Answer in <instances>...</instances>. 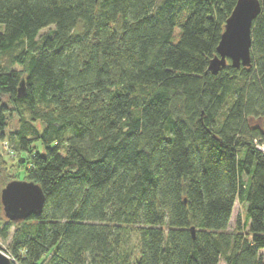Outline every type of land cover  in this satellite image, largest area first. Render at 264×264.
Segmentation results:
<instances>
[{
	"label": "trees",
	"instance_id": "obj_1",
	"mask_svg": "<svg viewBox=\"0 0 264 264\" xmlns=\"http://www.w3.org/2000/svg\"><path fill=\"white\" fill-rule=\"evenodd\" d=\"M259 1L251 66L214 75L238 0H0V141L45 194L19 224L0 199L12 264H264Z\"/></svg>",
	"mask_w": 264,
	"mask_h": 264
},
{
	"label": "water",
	"instance_id": "obj_2",
	"mask_svg": "<svg viewBox=\"0 0 264 264\" xmlns=\"http://www.w3.org/2000/svg\"><path fill=\"white\" fill-rule=\"evenodd\" d=\"M261 9L259 0H238L226 22L217 55L209 63L210 73L218 74L228 67V62L235 69L251 66L252 28ZM21 86L23 88L24 82ZM0 199L3 215L11 223L19 224L31 217H39L44 211L45 194L38 184L31 181L14 180L8 183L1 191ZM0 264H12L1 251Z\"/></svg>",
	"mask_w": 264,
	"mask_h": 264
},
{
	"label": "rangeland",
	"instance_id": "obj_3",
	"mask_svg": "<svg viewBox=\"0 0 264 264\" xmlns=\"http://www.w3.org/2000/svg\"><path fill=\"white\" fill-rule=\"evenodd\" d=\"M178 31V30H177ZM49 32V29H46L44 31L41 32V34H47ZM18 129V121L16 117H13L10 121V125L9 128L6 131V136H5V140H7V142H9L8 140V136L10 133L15 132ZM4 142L0 141V155L2 156V158L6 161V165L9 167L10 173H11V177L12 179H19V181H27V175H26V171L24 170V168L22 169V161L24 162V159H27L28 156L27 154H17L16 156L12 155L11 152L5 147V145H3ZM34 147L42 152V147L40 146V144H35ZM12 148L14 149V147L12 146ZM12 149V150H13ZM246 224V210L245 207L240 205L238 202H236L235 206H234V210H233V214H232V218H231V222H230V231H234L237 227H242ZM3 222L0 221V230H2V226H3ZM14 229H11L10 231V238L8 241H4L2 239V237L0 236V251L6 255L10 260L11 258L9 257L10 254L8 253V245L9 242L12 238ZM133 244H136V239L133 241ZM262 256L264 257V251L261 252ZM12 261V260H11ZM16 262V260H14ZM17 264V262H16ZM220 264H224V261L222 260Z\"/></svg>",
	"mask_w": 264,
	"mask_h": 264
},
{
	"label": "built area",
	"instance_id": "obj_4",
	"mask_svg": "<svg viewBox=\"0 0 264 264\" xmlns=\"http://www.w3.org/2000/svg\"><path fill=\"white\" fill-rule=\"evenodd\" d=\"M258 148H260L262 151H264V146L263 147L258 146Z\"/></svg>",
	"mask_w": 264,
	"mask_h": 264
}]
</instances>
